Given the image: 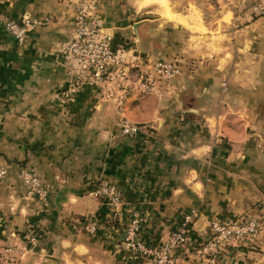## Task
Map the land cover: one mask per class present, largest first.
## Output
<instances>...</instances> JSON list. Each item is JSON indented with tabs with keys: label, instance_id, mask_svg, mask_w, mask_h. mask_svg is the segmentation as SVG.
Listing matches in <instances>:
<instances>
[{
	"label": "crops",
	"instance_id": "0c3cea01",
	"mask_svg": "<svg viewBox=\"0 0 264 264\" xmlns=\"http://www.w3.org/2000/svg\"><path fill=\"white\" fill-rule=\"evenodd\" d=\"M235 1L91 0L112 46L181 67L126 98L120 115L141 127L128 137L96 87L69 91L58 46L74 0H0V264H152L122 249L111 210L90 194L99 181L137 210L147 243L196 211L171 264H264V15L235 17ZM23 16L45 21L18 44L2 21ZM23 167L38 172L46 199L25 196ZM243 215L259 218V233L205 260L208 220Z\"/></svg>",
	"mask_w": 264,
	"mask_h": 264
},
{
	"label": "built area",
	"instance_id": "2783aa9c",
	"mask_svg": "<svg viewBox=\"0 0 264 264\" xmlns=\"http://www.w3.org/2000/svg\"><path fill=\"white\" fill-rule=\"evenodd\" d=\"M90 3L91 0H75L72 4L73 30L61 50L65 74L70 80L69 91L84 84L96 87L120 115L126 98L152 92L159 81L170 83L179 76L181 67L176 60L146 59L140 62L125 48L112 46L111 35L104 32L100 20L91 13ZM263 15L264 0L235 1V17L253 19ZM44 21L30 16L8 18L2 21V27L16 43L21 44L28 33ZM120 117L118 131L121 135L134 137L140 132L139 125ZM6 172L7 167L0 164V180ZM19 178L27 198L46 199L45 185L34 168H21ZM90 194L111 210L121 231L120 244L124 252L149 259L152 264H171L173 251L189 242L188 229L196 217L194 209L186 213L159 243L151 244L141 238V218L137 210L120 208L122 196L114 183L99 181L91 188ZM206 227L207 237L198 245V250L212 263L224 246L254 238L262 224L257 216L243 215L213 218L208 220ZM84 228L92 231L95 226L88 222ZM27 238L30 242L35 240L32 233Z\"/></svg>",
	"mask_w": 264,
	"mask_h": 264
},
{
	"label": "rangeland",
	"instance_id": "374dc122",
	"mask_svg": "<svg viewBox=\"0 0 264 264\" xmlns=\"http://www.w3.org/2000/svg\"><path fill=\"white\" fill-rule=\"evenodd\" d=\"M75 1V0H74ZM72 22V26H73V21H71ZM237 22V21H236ZM235 27V26H234ZM69 38V37H68ZM68 38L66 39V40H63L61 43H60V45L58 46V48L60 49V50H62L63 49V47H64V45H65V42L68 40ZM22 44V43H21ZM61 47V48H60ZM62 56H63V54H62ZM63 59H64V56H63ZM231 69H232V67H231ZM230 73V72H229ZM226 74V76H225V79H223L225 82H226V80H227V78H228V76L230 75V74ZM222 81V80H221ZM226 86V84L225 85H222V87H225ZM251 86H253V85H251ZM231 87H233L232 88V91H233V93H232V95H234V94H236L237 92H238V88H240V89H242V86H240V85H234V86H231ZM251 89H252V87H251ZM253 91V90H252ZM226 99H228V98H226ZM229 102V107L230 108H237V105H238V103H237V101L234 99V97H231V101L229 100L228 101ZM254 216V215H253Z\"/></svg>",
	"mask_w": 264,
	"mask_h": 264
}]
</instances>
